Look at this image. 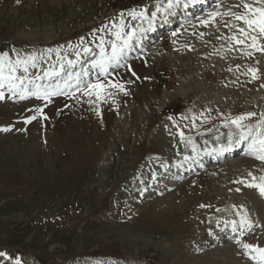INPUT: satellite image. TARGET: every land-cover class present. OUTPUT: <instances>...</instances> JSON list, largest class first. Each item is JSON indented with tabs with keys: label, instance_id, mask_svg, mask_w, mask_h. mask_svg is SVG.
Here are the masks:
<instances>
[{
	"label": "rangeland",
	"instance_id": "rangeland-1",
	"mask_svg": "<svg viewBox=\"0 0 264 264\" xmlns=\"http://www.w3.org/2000/svg\"><path fill=\"white\" fill-rule=\"evenodd\" d=\"M168 1L0 0V57L27 62L23 83L0 87V264H248L241 244L264 247V195L249 186L264 184V161L199 153L249 148L261 130L264 52L249 45L264 37L235 15L264 5H184L180 29L137 40ZM98 81L127 94L85 95Z\"/></svg>",
	"mask_w": 264,
	"mask_h": 264
},
{
	"label": "snow or ice",
	"instance_id": "snow-or-ice-1",
	"mask_svg": "<svg viewBox=\"0 0 264 264\" xmlns=\"http://www.w3.org/2000/svg\"><path fill=\"white\" fill-rule=\"evenodd\" d=\"M257 4H261L264 5V0H256ZM244 9L246 10V12L243 15H235V19L237 21H242L243 25H246L247 28L241 27L238 29V31H240L242 33V35H244L245 37L248 36L249 32H256L258 33L259 36L264 37V6L262 7H252L251 5L245 3L243 5ZM129 15L132 16L133 19L137 18V15L143 17L144 16V12H140L139 14L135 12V10H133L131 13H129ZM210 16H215V13H210ZM117 38H120V33H117ZM232 39L236 40V42L238 44H243L244 40L242 39H237L236 37H232ZM128 41L125 40L124 41V47H127ZM124 47H117V45L113 44L112 46V56H111V60L115 61V62H119V58L122 55L123 51H124ZM249 47L255 49L256 51H260V52H264V45H261L260 43H258V36L257 35H252L251 36V44L249 45ZM85 51H88V49H85ZM102 53H103V49H101ZM7 54H4V57H0V87H4L5 84L10 88V89H15L17 87L16 82L20 81V83H23V79L22 77H19L16 75V71L18 66H20L21 64H25L26 65V61H21L20 59H17L14 63L11 61H8L6 59ZM30 59L34 60V57H31ZM71 63V62H69ZM106 62L102 60L101 62V67L102 70L106 73L107 69L106 67H104V64ZM33 66H35L33 64ZM7 68V72L5 71V69ZM23 71L26 73L28 71V68L25 66L23 68ZM253 73V79H255V70H250ZM45 75H50V73H45ZM133 75H135V73L133 72ZM40 77H37V79H39ZM108 89H118L121 92H124V85L120 84V83H114L112 81H108L107 84L104 83H100L99 81L94 83V84H90L87 85L86 88L84 89V94L88 95V96H95L97 100H104L106 99L108 96H111L112 93L108 91ZM33 95H35L38 99L41 97V93L39 91L32 93ZM57 93L55 92H50V93H45L46 97H50L52 95H56ZM124 94L126 95L127 93L124 92ZM4 98L3 93H0V100H2ZM25 98L24 95H21V99ZM42 111V110H41ZM255 113H249L248 116H238L236 117L234 120H232V123L236 125V127L238 129H242L243 125H242V121L250 118L251 116H254ZM32 119H35V117H33ZM27 122H31V121H27ZM259 128L261 130L257 131L256 134L253 136L252 142L249 145V148L252 152L254 153H258V159L264 160V114H261V121H260V125ZM248 135H252V129L248 130ZM241 138H244V133L242 131L241 133ZM264 179V178H262ZM250 187H257L260 190L261 195H264V184L261 185H249ZM242 224L247 225L249 228H251V224L246 220L243 219L242 220ZM245 247H250L249 245H245ZM253 251H255L262 260H264V249L261 248H254ZM17 264H19V261L17 262Z\"/></svg>",
	"mask_w": 264,
	"mask_h": 264
},
{
	"label": "bare ground",
	"instance_id": "bare-ground-1",
	"mask_svg": "<svg viewBox=\"0 0 264 264\" xmlns=\"http://www.w3.org/2000/svg\"><path fill=\"white\" fill-rule=\"evenodd\" d=\"M256 1V0H255ZM189 2V1H188ZM195 2V1H194ZM214 2H216V0H210L209 2H207L206 4L209 6L210 4H212V3H214ZM213 5V4H212ZM211 5V6H212ZM238 6H241V5H238ZM210 7V6H209ZM202 8V7H201ZM242 9L244 10V7L242 6ZM193 10H195V9H193ZM203 10V9H202ZM201 10V11H202ZM241 11V10H240ZM200 12V11H199ZM168 18H170L169 16H168ZM175 29V27H172L171 28V31H173ZM154 31V30H153ZM239 38V37H238ZM262 80V79H261ZM238 82V81H237ZM241 82V81H240ZM250 82V81H249ZM242 84H243V81L241 82ZM245 83V82H244ZM253 83V82H252ZM255 83V82H254ZM241 84V85H242ZM240 85V84H239ZM246 84H244V86H245ZM248 85V84H247ZM249 85H251V84H249ZM241 87V86H240ZM243 87V86H242ZM254 87V86H253ZM236 88V87H235ZM247 88H248V86H247ZM248 96V95H247ZM256 113V112H255ZM257 115V114H256ZM252 119V118H251ZM235 153H237V155L239 154V152L238 151H236ZM251 153V155L252 156H254L256 159H258L257 157H258V154H255L254 152L252 153V152H250ZM247 155V153H245L244 154V156H246ZM261 160V159H260ZM264 161V160H263ZM256 165H261L262 167H264V164H263V162L261 163V164H256ZM245 167H247V166H245ZM261 168V167H260ZM258 170V169H257ZM262 172V171H261ZM262 174H264L263 172H262ZM256 176V175H255ZM257 190H259L258 188H256ZM223 219V218H222ZM217 220H219V218L217 219ZM220 221V220H219ZM227 231H230V230H227ZM232 234V233H231ZM224 236L226 237V233H224ZM233 236H234V234H233ZM213 238V237H212ZM227 238V237H226ZM205 241H207V240H205ZM209 243H210V241H209ZM212 243H214V240L212 239ZM207 245V244H206ZM235 252V251H234ZM236 252H238L237 250H236ZM238 254H239V256L241 257V259H243L244 257H245V255H243V253L241 254V252H238ZM247 258V257H246ZM245 259V258H244ZM256 264H259L258 262L256 263Z\"/></svg>",
	"mask_w": 264,
	"mask_h": 264
}]
</instances>
